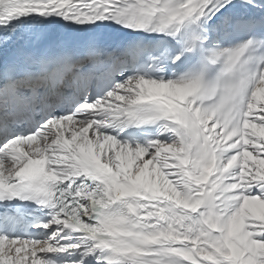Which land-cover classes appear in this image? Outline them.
<instances>
[{
	"label": "snow or ice",
	"instance_id": "obj_1",
	"mask_svg": "<svg viewBox=\"0 0 264 264\" xmlns=\"http://www.w3.org/2000/svg\"><path fill=\"white\" fill-rule=\"evenodd\" d=\"M0 264H264V0H0Z\"/></svg>",
	"mask_w": 264,
	"mask_h": 264
}]
</instances>
